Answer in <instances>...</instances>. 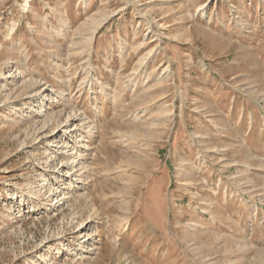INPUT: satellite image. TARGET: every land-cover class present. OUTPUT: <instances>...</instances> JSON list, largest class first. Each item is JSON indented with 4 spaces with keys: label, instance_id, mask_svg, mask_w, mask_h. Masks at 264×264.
<instances>
[{
    "label": "rangeland",
    "instance_id": "1",
    "mask_svg": "<svg viewBox=\"0 0 264 264\" xmlns=\"http://www.w3.org/2000/svg\"><path fill=\"white\" fill-rule=\"evenodd\" d=\"M26 1L0 0V264H264V0Z\"/></svg>",
    "mask_w": 264,
    "mask_h": 264
},
{
    "label": "bare ground",
    "instance_id": "2",
    "mask_svg": "<svg viewBox=\"0 0 264 264\" xmlns=\"http://www.w3.org/2000/svg\"><path fill=\"white\" fill-rule=\"evenodd\" d=\"M24 1H26V0H24ZM27 2V1H26ZM27 4V3H26ZM25 4V5H26ZM46 5H48V3H45ZM228 6L229 7H231V5H230V3L228 4ZM26 8V7H25ZM28 9V8H27ZM62 9V8H61ZM30 10V9H29ZM105 17V16H104ZM103 18V17H102ZM107 18V17H106ZM97 20V19H96ZM96 20L95 19H92L91 20V23L93 24L92 26H91V31L89 32V34L88 35H90L89 36V41H92V38L94 37V35L98 32V30L100 29V27H101V25H102V20L101 21H98L97 23H96ZM96 23V24H95ZM31 28V27H30ZM235 34H237V35H235L234 37H238L239 35H238V32H236ZM87 39V40H88ZM258 46V45H257ZM154 49V48H153ZM152 50V49H151ZM151 50H149V51H151ZM255 50H257V48L256 49H252V50H250V52H253V51H255ZM150 53V52H149ZM153 55V54H152ZM151 56V55H150ZM154 56V55H153ZM147 58H149V55H148V57ZM141 60V59H140ZM142 60H143V58H142ZM145 60V59H144ZM143 60V61H144ZM143 61L141 62V63H139L140 65H139V67L142 65V64H144L143 63ZM145 64H146V62H145ZM138 66V65H137ZM142 67H144V65L142 66ZM147 67V66H146ZM168 67V66H167ZM142 69H144V68H142ZM141 69V70H142ZM165 70V69H164ZM10 74V73H9ZM8 74V75H9ZM165 74V73H164ZM1 75V74H0ZM138 76V75H137ZM2 77V76H1ZM6 77H11V76H6ZM12 78V77H11ZM6 79V78H5ZM7 79H9V78H7ZM4 80V79H3ZM165 80H167V79H165ZM157 82H159V81H157ZM10 83V82H9ZM8 83V85H10ZM5 85V84H4ZM4 87V86H3ZM6 87V86H5ZM4 89V88H3ZM5 89H7V88H5ZM6 93V92H5ZM44 96V95H43ZM107 96V95H106ZM103 97V96H102ZM5 98V97H4ZM43 99V98H42ZM77 115V114H76ZM70 116V115H69ZM67 119H73V120H75V118L73 117V118H71V117H67L66 118V120ZM83 121V120H82ZM85 122V121H84ZM66 123V122H65ZM80 123H81V121H80ZM79 126H81V125H79ZM83 127V126H82ZM94 127H95V125H94ZM69 128V127H68ZM67 128V129H68ZM79 130V127L77 126V125H73L72 126V128H71V130H70V136H74V135H76V133H77V131ZM86 130V129H85ZM65 132V131H64ZM83 132H84V130H83ZM87 132V131H86ZM89 132V131H88ZM67 134H69V133H67ZM79 134V133H78ZM93 136V135H92ZM75 137V136H74ZM76 137H79L80 138V136H76ZM75 137V138H76ZM74 138V139H75ZM74 144H75V142H73ZM80 143V142H79ZM84 143V142H83ZM65 144V143H64ZM73 144V145H74ZM72 145V144H71ZM72 145V146H73ZM63 146V145H62ZM69 146V145H68ZM75 146V145H74ZM81 146V145H80ZM92 147V146H91ZM90 147V148H91ZM89 148V147H88ZM89 148V149H90ZM67 149H70V148H67ZM72 149V148H71ZM83 149H84V147L82 146V148L80 147L79 148V150L76 152V155L75 154H73V156L71 157V158H73V159H70V160H74L73 162L74 163H76V165L75 166H73V168H75L76 166H82V168L83 169H85L84 171H81L82 173H84V172H86L87 171V169H88V163H87V160L83 157V155H82V152H83ZM75 151V150H74ZM72 152V151H71ZM88 152V151H87ZM73 153V152H72ZM72 155V154H71ZM76 160H77V162H76ZM71 162V161H70ZM72 162V163H73ZM69 164V163H68ZM90 165V164H89ZM73 172H74V170H72ZM89 171V170H88ZM87 171V172H88ZM76 173H77V175L79 174H81V173H78V170L76 171ZM75 173V174H76ZM73 174V173H72ZM78 175V176H79ZM74 176V175H73ZM56 177V176H55ZM75 177V176H74ZM84 177V176H83ZM60 179V178H59ZM67 179V178H66ZM79 179V178H78ZM89 179V178H88ZM83 180V179H82ZM89 181V180H88ZM88 181H86V182H88ZM75 182V181H74ZM82 183V182H81ZM71 184H72V182H71ZM68 185V184H67ZM85 185V184H84ZM87 185V184H86ZM185 185V184H184ZM74 187V186H73ZM76 187V186H75ZM70 188V187H69ZM81 189V188H80ZM4 199H6V200H18L17 202L18 203H24L25 201H26V196H24V195H11V194H9V193H6L5 194V198ZM13 211V210H12ZM11 213V211L9 212V214ZM10 218V217H9ZM8 218V219H9ZM90 238V237H89Z\"/></svg>",
    "mask_w": 264,
    "mask_h": 264
}]
</instances>
